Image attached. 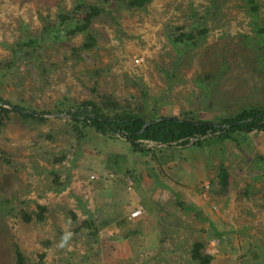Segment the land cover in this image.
<instances>
[{
	"label": "rangeland",
	"instance_id": "obj_1",
	"mask_svg": "<svg viewBox=\"0 0 264 264\" xmlns=\"http://www.w3.org/2000/svg\"><path fill=\"white\" fill-rule=\"evenodd\" d=\"M73 2L0 0V97L50 113L40 121L13 112L0 129V264H14L15 242L32 264H200L190 255L196 240L213 256L210 264H264V130L204 149L175 146L162 171L122 136L91 129L78 139L68 114L70 104L107 95L131 105L146 101L166 116L215 122L251 106L264 110V0H255L256 10L247 0L119 3L116 14L95 20L94 47L82 48L85 34L60 33L32 56L19 51L22 60L2 66L13 58L8 44L38 37L45 20L56 21ZM177 26L207 32L190 46L175 45ZM61 100L65 105H57ZM221 165L230 174L227 187L219 182ZM118 166L115 177L111 171L102 176ZM124 169L136 178L119 174ZM146 172L149 180L142 178ZM105 178L112 201L99 212L92 208L94 183ZM125 193L126 205L140 193L163 236L167 226L178 238H142L143 221L127 225L128 215L116 221L126 211ZM37 203L48 207L42 221L35 217ZM21 210L31 218L25 221Z\"/></svg>",
	"mask_w": 264,
	"mask_h": 264
},
{
	"label": "trees",
	"instance_id": "obj_2",
	"mask_svg": "<svg viewBox=\"0 0 264 264\" xmlns=\"http://www.w3.org/2000/svg\"><path fill=\"white\" fill-rule=\"evenodd\" d=\"M151 1L152 0H74L71 9H60L56 21L49 23L48 20H45L46 23L38 37L33 36L27 40L22 39L15 43L8 44L13 58L9 62H3L2 66L11 67L16 59L22 60V54L20 56L18 55L19 51L22 53L25 50L24 53L27 56H32V50L40 48L44 41L48 40V37L52 38L58 36L60 33L62 37H68V35L74 36L79 33L85 34L86 38L82 48L90 49L96 44V39L91 29L95 20L98 19V16L105 13L107 15L116 14L117 10L114 11L113 7L118 6L119 3H123L128 7L144 8ZM247 2L251 4L253 10H256L255 0H247ZM205 28L206 27L201 26L195 27L194 29L191 28L189 31H181V27L177 26L175 28L177 34L171 41L175 45L185 43L186 46H190L191 44H189L188 41L195 40L197 36H200L199 38L203 37L207 32ZM198 44V42H195L193 46ZM73 48L77 51L75 47ZM175 48L177 51H180L179 47L175 46ZM38 61L40 63L41 59L38 58ZM41 68L43 69L42 72L45 73L43 63H41ZM2 76H4V74H2ZM145 97V94H143L142 98ZM68 100L67 98L66 101ZM3 101L2 97H0V129L6 126L11 118L10 114L13 112L20 114L24 118L38 119L40 121H46L48 119V117L43 115L12 110L9 107L1 105ZM66 101L64 102L61 100L57 105L61 104L63 106ZM70 105L71 108L68 111V114L71 115L70 127L78 139H85L88 136V131L91 129L110 136V138L113 139H119V133H122L123 137H128L131 140L129 141L126 139L128 143L130 142L129 144L134 150L149 153L151 160L154 161L162 171L166 169V167L163 166L173 160L174 154L172 149L176 148L175 146L184 147L191 144L198 149H204L206 146L213 145L217 142L233 140L234 136L238 134H244L248 137V135L255 131L264 130V118L257 116L258 114L264 113V110L260 106H251L242 109L234 115L218 118L217 122H215L213 120L199 119L188 114L183 116H166L161 114L155 105H148L146 101H142L137 105H131L130 103L117 101L111 98V95L104 96L100 101L90 99ZM16 106L25 110L39 111L36 108L33 109L32 107H25L19 104ZM57 108L60 109L61 107L56 106L55 109ZM41 112H46V110ZM53 112H55V110ZM59 112H65V110L61 108ZM159 117H163V119L145 126L147 121H153ZM252 117V120L247 121ZM230 122L238 123L231 127L217 126V124H227ZM146 140L166 145L153 148L145 143ZM3 160V153H0V164ZM218 176L220 184L223 187H227L230 181V174L225 165L220 166ZM180 205L184 207L186 202L181 201ZM47 210V205L37 203L35 217L42 221L45 218ZM20 212L25 221L31 218L27 211L23 212L21 210ZM204 246L205 243L203 241L196 240L190 247V255L194 261L200 264H210L213 256L203 253ZM14 251V264H32L29 262L30 260L27 255H25L18 242H15ZM42 256L43 254H40L41 258ZM39 264L41 263L39 262ZM131 264L142 263L133 262Z\"/></svg>",
	"mask_w": 264,
	"mask_h": 264
},
{
	"label": "crops",
	"instance_id": "obj_3",
	"mask_svg": "<svg viewBox=\"0 0 264 264\" xmlns=\"http://www.w3.org/2000/svg\"><path fill=\"white\" fill-rule=\"evenodd\" d=\"M119 144H122V143H120V141H119ZM177 147H179V146H177ZM112 167H114V166H112ZM119 168L120 167L118 166V167H116L115 170L107 169L105 171H102V176L104 175L105 172L111 171L113 173L112 176L115 177L118 174L117 173V169H119ZM128 170H130V169H124L122 171H119V170L118 171H119V174L120 173H128L129 175H127V176H131V174H132L134 176V178H136L135 173L134 172H130ZM146 175L147 176H144L142 178H145V179H148L149 180V175H148L147 172H146ZM104 177L108 178L110 176H107V174H105ZM106 178H105V181L101 180L99 182H95L94 183V186H96L98 188L95 191L94 200H93V207H92L95 211H99V212L100 211H104V212L107 211L108 210V202H111L112 201V199H110V198L107 197V195H106V193L104 191V188H105L106 184L110 183L109 180L106 179ZM126 180H128V179H126ZM162 185H163L164 188L168 189L170 192L172 191V185L171 184L169 185L168 183H165V184H162ZM162 185H160V186H162ZM113 187L116 188V184H114ZM174 194L177 195V192L174 191ZM133 196L135 197L133 199V201L131 203L129 202V205H128V203L126 205V193H125L126 211L120 216V219H118V220L116 219V221H118L120 223H123V221H122L121 218L122 217H125L127 215H128L127 219L128 220H132L131 222L128 221V224L127 225L133 224L132 222L137 223L138 221H143V224L140 223L141 226H138L139 231H141V233H142L141 236H140L142 238H144V237L147 238L148 236H153V237H156L158 239H161L162 237H164L165 239H168V238L169 239L178 238V235L175 233L174 229L172 227L171 228L170 227L168 228L167 226H166L167 233H166L165 236H163V229L164 228H163L162 223H160L159 221L155 220L153 217H151L149 215V210H147L146 208H144V204H142V202H141V199L142 198L140 197V193H136V194L134 193ZM127 198H129V200H130L129 195L127 196ZM153 198H154V200L156 199L155 196H153ZM164 198L166 199L167 197H164ZM181 201L182 200H179L178 201V204L182 208V206L180 205ZM139 203H141L143 205V208L145 210H143V212H142L141 215L136 216V217H131V212L135 209V207L137 205H139ZM175 213L178 214V211L175 210ZM156 214H157V212H156ZM122 227H125V226H119L120 229ZM125 236H127V235H123V237H125ZM139 244H141V243L139 242Z\"/></svg>",
	"mask_w": 264,
	"mask_h": 264
},
{
	"label": "water",
	"instance_id": "obj_4",
	"mask_svg": "<svg viewBox=\"0 0 264 264\" xmlns=\"http://www.w3.org/2000/svg\"><path fill=\"white\" fill-rule=\"evenodd\" d=\"M1 105H3V106H6V107H9L10 109H12V110H19V111H21V112H23V113H32V114H38V115H43V116H45V115H50V113H48V112H37V111H31V110H25V109H21V108H19V107H17L16 105H14V104H12V103H10L9 101H7V100H4L3 102H2V104ZM54 114V113H53ZM258 117H262V118H264V113H262V114H258L257 115ZM163 119V117H159V118H157V119H155V120H153V121H147L146 123H145V126H147V125H150V124H152V123H154V122H157V121H160V120H162ZM253 119V117L252 118H249L247 121H250V120H252ZM238 122H230V123H227V124H217V126L218 127H231L232 125H235V124H237ZM119 135L120 136H122V133H119ZM123 137V136H122ZM125 140L127 139V140H129V141H131L128 137H123ZM146 143H147V145L150 147V146H155V145H157V146H161V145H166V144H161V143H155V142H151V141H145Z\"/></svg>",
	"mask_w": 264,
	"mask_h": 264
},
{
	"label": "clouds",
	"instance_id": "obj_5",
	"mask_svg": "<svg viewBox=\"0 0 264 264\" xmlns=\"http://www.w3.org/2000/svg\"><path fill=\"white\" fill-rule=\"evenodd\" d=\"M145 143H146V142H145ZM130 177H131V176H130ZM130 177H128V181L130 180ZM97 178H99V176H98ZM97 178H96V179H97ZM92 179H93V178H92ZM139 208H141L140 212H139L137 215H133V212L136 211V210L139 209ZM143 210H144L143 207H141V206H136L135 209L131 212V217H136V216L141 215L142 212H143Z\"/></svg>",
	"mask_w": 264,
	"mask_h": 264
},
{
	"label": "built area",
	"instance_id": "obj_6",
	"mask_svg": "<svg viewBox=\"0 0 264 264\" xmlns=\"http://www.w3.org/2000/svg\"><path fill=\"white\" fill-rule=\"evenodd\" d=\"M96 176H97V175H94V174H93V175H91V178L96 179V178L98 177V176H97V177H96ZM140 210H141V208H139V209H137L136 211H134V212H133V215H137V214L140 212Z\"/></svg>",
	"mask_w": 264,
	"mask_h": 264
}]
</instances>
